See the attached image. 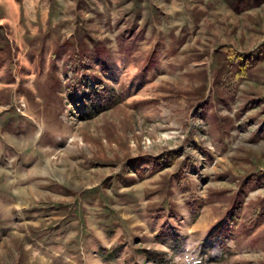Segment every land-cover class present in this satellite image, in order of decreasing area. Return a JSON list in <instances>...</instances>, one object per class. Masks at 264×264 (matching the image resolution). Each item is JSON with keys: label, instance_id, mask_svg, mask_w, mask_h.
Returning a JSON list of instances; mask_svg holds the SVG:
<instances>
[{"label": "rangeland", "instance_id": "obj_1", "mask_svg": "<svg viewBox=\"0 0 264 264\" xmlns=\"http://www.w3.org/2000/svg\"><path fill=\"white\" fill-rule=\"evenodd\" d=\"M263 43L264 0H0V264H264Z\"/></svg>", "mask_w": 264, "mask_h": 264}, {"label": "trees", "instance_id": "obj_2", "mask_svg": "<svg viewBox=\"0 0 264 264\" xmlns=\"http://www.w3.org/2000/svg\"><path fill=\"white\" fill-rule=\"evenodd\" d=\"M221 48L224 49L223 47ZM82 56L84 57L85 54H82ZM262 57H264V43L260 46L256 53L245 55L242 58H240V56L236 54L230 55L228 59L231 69L227 70L228 76L231 80H233V82L238 81L243 76H245L244 72L248 71V65H250V63L259 61V59H261ZM85 60L88 61L86 56ZM193 214H195V212H193ZM259 214L261 215L260 219H262L264 217V209L263 211H257L254 216H252V220L255 221V218L258 217ZM233 221L235 223L237 221V218H233Z\"/></svg>", "mask_w": 264, "mask_h": 264}, {"label": "crops", "instance_id": "obj_3", "mask_svg": "<svg viewBox=\"0 0 264 264\" xmlns=\"http://www.w3.org/2000/svg\"><path fill=\"white\" fill-rule=\"evenodd\" d=\"M138 263H139V264H142V261H139Z\"/></svg>", "mask_w": 264, "mask_h": 264}]
</instances>
